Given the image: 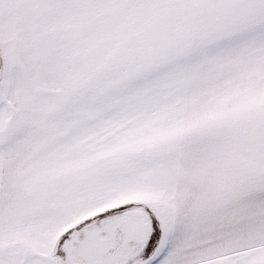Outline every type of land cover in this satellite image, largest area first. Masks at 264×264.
Instances as JSON below:
<instances>
[{
  "label": "snow or ice",
  "instance_id": "6c2138e0",
  "mask_svg": "<svg viewBox=\"0 0 264 264\" xmlns=\"http://www.w3.org/2000/svg\"><path fill=\"white\" fill-rule=\"evenodd\" d=\"M0 264H264V0H0Z\"/></svg>",
  "mask_w": 264,
  "mask_h": 264
}]
</instances>
